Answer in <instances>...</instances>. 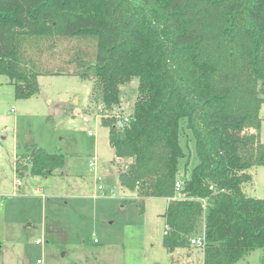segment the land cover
<instances>
[{
    "label": "trees",
    "instance_id": "trees-1",
    "mask_svg": "<svg viewBox=\"0 0 264 264\" xmlns=\"http://www.w3.org/2000/svg\"><path fill=\"white\" fill-rule=\"evenodd\" d=\"M0 75L17 99L37 95L41 76L94 81L121 185L169 201L164 248L202 237L203 264L258 250L264 264V200L243 190L264 167V0H0ZM135 78L132 113L105 115ZM181 131L195 145L191 169ZM22 159L18 176L50 177L66 164L39 148Z\"/></svg>",
    "mask_w": 264,
    "mask_h": 264
},
{
    "label": "rangeland",
    "instance_id": "rangeland-1",
    "mask_svg": "<svg viewBox=\"0 0 264 264\" xmlns=\"http://www.w3.org/2000/svg\"><path fill=\"white\" fill-rule=\"evenodd\" d=\"M28 41L31 51L34 40ZM38 83L37 95L17 99L9 78L0 75V264H202L203 251L191 243L174 253L164 248L166 199L140 198L122 187L124 163L102 123L96 83L69 75L41 76ZM138 84L135 78L121 85V104L105 115L128 117ZM260 114L264 143V105ZM181 140L182 166L191 169L197 158L189 131ZM38 148L63 155L65 167L50 177L29 170L18 176L16 156L25 166ZM93 159L100 180L90 168ZM250 173L244 192L264 200V167ZM238 264H260V251Z\"/></svg>",
    "mask_w": 264,
    "mask_h": 264
},
{
    "label": "built area",
    "instance_id": "built-area-1",
    "mask_svg": "<svg viewBox=\"0 0 264 264\" xmlns=\"http://www.w3.org/2000/svg\"><path fill=\"white\" fill-rule=\"evenodd\" d=\"M129 120L128 118L124 119V120H120L118 122V124L120 126L124 125L125 123H127ZM89 136H93V134H89ZM90 168L93 172V175L96 177L97 180H100L101 179V176L99 175V172H98V160L97 159H93V161L90 163ZM16 184H20V181H17ZM98 189L100 191L103 190V187L102 186H99ZM182 189V182L180 180V175L178 174L177 175V183H176V190L177 192H179L180 190ZM165 234H167V232H165ZM191 245H193L194 247L196 248H203L204 247V242H203V239L202 237L200 238H193L191 239L190 241ZM37 244L38 245H43L44 244V241L43 240H38L37 241ZM38 264H42L41 261H38Z\"/></svg>",
    "mask_w": 264,
    "mask_h": 264
},
{
    "label": "crops",
    "instance_id": "crops-1",
    "mask_svg": "<svg viewBox=\"0 0 264 264\" xmlns=\"http://www.w3.org/2000/svg\"><path fill=\"white\" fill-rule=\"evenodd\" d=\"M9 81H10V80H9ZM90 119H91V118H90ZM90 119H89V118H86V120H90ZM18 156H19V155L16 156V158H15V162H16ZM129 162H130V161H129ZM14 167H15V164H14ZM99 168H100V166H99ZM123 168H124V167H123ZM123 168H122V169H123ZM122 169H121V170H122ZM100 170H101V169H100ZM121 170H120V171H121ZM15 172H16V168H15ZM122 187H123V186H122ZM123 188H124V187H123ZM124 189L127 190L126 188H124ZM127 191L130 192L129 190H127ZM132 192H133V191H132ZM137 194H138V193H137ZM168 202H169V201L167 200V204H168ZM165 232H166V231H165ZM165 232H164V234H165ZM164 236H165V235H164ZM202 264H203V263H202Z\"/></svg>",
    "mask_w": 264,
    "mask_h": 264
},
{
    "label": "water",
    "instance_id": "water-1",
    "mask_svg": "<svg viewBox=\"0 0 264 264\" xmlns=\"http://www.w3.org/2000/svg\"><path fill=\"white\" fill-rule=\"evenodd\" d=\"M131 161V160H130Z\"/></svg>",
    "mask_w": 264,
    "mask_h": 264
}]
</instances>
